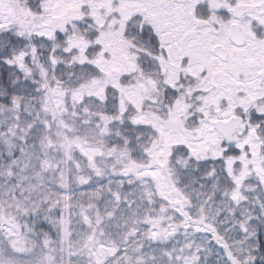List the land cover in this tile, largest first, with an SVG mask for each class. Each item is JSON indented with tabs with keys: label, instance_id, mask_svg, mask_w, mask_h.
Listing matches in <instances>:
<instances>
[{
	"label": "snow or ice",
	"instance_id": "6c2138e0",
	"mask_svg": "<svg viewBox=\"0 0 264 264\" xmlns=\"http://www.w3.org/2000/svg\"><path fill=\"white\" fill-rule=\"evenodd\" d=\"M0 264H264V0H0Z\"/></svg>",
	"mask_w": 264,
	"mask_h": 264
}]
</instances>
